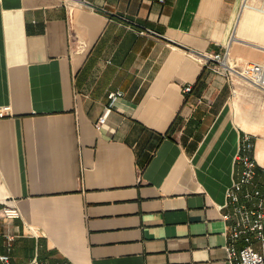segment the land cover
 I'll use <instances>...</instances> for the list:
<instances>
[{
  "label": "crops",
  "instance_id": "1",
  "mask_svg": "<svg viewBox=\"0 0 264 264\" xmlns=\"http://www.w3.org/2000/svg\"><path fill=\"white\" fill-rule=\"evenodd\" d=\"M75 1L0 0V206L21 213L0 254L227 264L243 133L264 180V91L195 57L263 62L264 0Z\"/></svg>",
  "mask_w": 264,
  "mask_h": 264
},
{
  "label": "built area",
  "instance_id": "2",
  "mask_svg": "<svg viewBox=\"0 0 264 264\" xmlns=\"http://www.w3.org/2000/svg\"><path fill=\"white\" fill-rule=\"evenodd\" d=\"M163 2L164 0H158ZM76 4L89 9L94 6L87 0H76ZM202 68L213 69L226 79L239 76L244 81L264 91V61H246L239 64L228 52L220 51L199 54L195 57ZM191 91V85L183 87ZM122 91L108 93V107L114 106ZM9 106L0 107V117L7 116ZM102 116L99 118L102 121ZM254 136L243 133L240 137L235 162L239 166L237 179L226 191L222 219L226 222L229 239L226 248L227 264H264V180L260 182L253 156ZM264 173V172H263ZM15 206H0V221L20 218ZM9 240L12 237L8 238ZM241 242V243H239ZM0 264H13L8 253L0 254ZM28 264H46L36 256Z\"/></svg>",
  "mask_w": 264,
  "mask_h": 264
}]
</instances>
